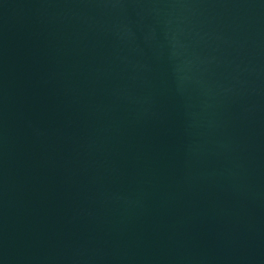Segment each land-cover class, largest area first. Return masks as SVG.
<instances>
[{"label": "water", "instance_id": "obj_1", "mask_svg": "<svg viewBox=\"0 0 264 264\" xmlns=\"http://www.w3.org/2000/svg\"><path fill=\"white\" fill-rule=\"evenodd\" d=\"M0 264H264V0H0Z\"/></svg>", "mask_w": 264, "mask_h": 264}]
</instances>
